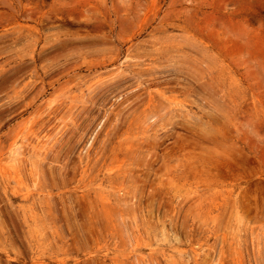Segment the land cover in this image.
I'll use <instances>...</instances> for the list:
<instances>
[{"label": "rangeland", "instance_id": "obj_1", "mask_svg": "<svg viewBox=\"0 0 264 264\" xmlns=\"http://www.w3.org/2000/svg\"><path fill=\"white\" fill-rule=\"evenodd\" d=\"M11 155L0 264H264V0H0Z\"/></svg>", "mask_w": 264, "mask_h": 264}, {"label": "bare ground", "instance_id": "obj_2", "mask_svg": "<svg viewBox=\"0 0 264 264\" xmlns=\"http://www.w3.org/2000/svg\"><path fill=\"white\" fill-rule=\"evenodd\" d=\"M9 33V32H8ZM7 33V34H8ZM13 34V33H12ZM17 34V33H16ZM20 34V33H19ZM5 36V35H4ZM12 38V37H11ZM2 40V39H1ZM4 40V39H3ZM5 76V75H4ZM23 92V91H22ZM17 93V92H16ZM14 93V94H16ZM18 94V93H17ZM16 94V95H17ZM20 94H22L20 92ZM18 136V135H17ZM17 136H15V141L13 142V146L17 143ZM24 141L26 140L25 137L22 138ZM21 141V140H20ZM12 146V148H13ZM16 149V148H14ZM17 150V149H16ZM5 154V153H4ZM3 154V155H4ZM12 156V155H11ZM5 158H3L2 160H4ZM2 160L0 161V175H1V180L2 182L6 185H14V186H18V183L21 182V178L19 177V171L18 169L16 168L15 166V160H17L16 158H14V156H12V158L9 160L10 161V164L8 165L9 169H10V172L9 173H6V165L5 163L2 162ZM20 185V183H19Z\"/></svg>", "mask_w": 264, "mask_h": 264}]
</instances>
